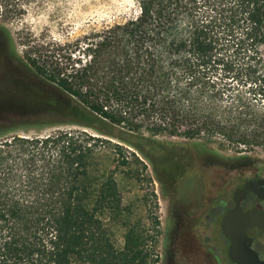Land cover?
Here are the masks:
<instances>
[{"label":"trees","instance_id":"obj_1","mask_svg":"<svg viewBox=\"0 0 264 264\" xmlns=\"http://www.w3.org/2000/svg\"><path fill=\"white\" fill-rule=\"evenodd\" d=\"M136 1L138 14L125 22L24 52L27 72L60 94L57 124L123 142L113 130L153 143L144 133L204 134L237 154L264 151V0ZM1 3L7 15L20 14L14 0ZM219 71L235 74L247 97L217 83ZM193 95L224 97L230 115L197 107ZM83 128L0 139V264H147L154 254L134 229L124 259L96 234L101 216L122 211L114 174L126 161L120 145ZM110 147L113 170L97 157Z\"/></svg>","mask_w":264,"mask_h":264},{"label":"rangeland","instance_id":"obj_2","mask_svg":"<svg viewBox=\"0 0 264 264\" xmlns=\"http://www.w3.org/2000/svg\"><path fill=\"white\" fill-rule=\"evenodd\" d=\"M14 2L19 4L20 14L7 15L0 0V139L13 135H42L57 128L82 129L71 124H57L60 116L55 113L54 107L60 94L48 87L41 78L27 72L23 64L24 52L34 42L73 40L92 29L125 22L138 14L137 1ZM260 53L264 64V46ZM232 77H236L235 74L225 76L219 71V75L213 78L219 84H233L234 93L247 97L244 88L240 87L239 78L232 81ZM193 100L197 107L211 108L220 117L230 115L227 114V99L224 97L219 102H211L209 97L193 95ZM65 121L68 120L62 123ZM83 130L123 148L126 165L114 174L122 198V211L115 216H101V225L96 227V234L102 239L109 238L112 250L120 259L130 253L125 234L134 229V235L141 237L144 250L150 252L154 249L147 264H168L170 238L174 230L171 206L175 195L185 203L208 206V189H215L221 183L226 187V181L235 173L226 164H206V157L209 162L213 158L224 163L234 162L236 158L256 162L245 166V172L255 167H264V151L260 147H241L245 152L237 154L231 145L219 137L209 138L200 134L186 138L144 133L145 138L155 141L153 143L138 140L126 131L121 134L113 130L112 133L124 139L123 142L115 137L100 135L92 129ZM114 152L110 147L98 154L101 167L115 169L118 156ZM154 218L158 220V226L154 224ZM195 229L190 221L184 220L176 231L181 235L193 233Z\"/></svg>","mask_w":264,"mask_h":264},{"label":"flooded vegetation","instance_id":"obj_3","mask_svg":"<svg viewBox=\"0 0 264 264\" xmlns=\"http://www.w3.org/2000/svg\"><path fill=\"white\" fill-rule=\"evenodd\" d=\"M213 159L209 162L206 157L205 163L220 166L226 164L235 173L226 181V187L221 183L215 189H208V206L185 203L175 195L171 206L174 230L170 238L168 264H239L229 253L230 241L221 226L225 214L234 209L237 202L243 213L254 211L264 216V167H255L245 172V166L256 162L246 158H236L229 163ZM184 220L190 221L196 229L193 233L178 235L176 230ZM246 237L245 244H249L257 258L263 261L264 228H248ZM236 258L243 260L240 255Z\"/></svg>","mask_w":264,"mask_h":264},{"label":"water","instance_id":"obj_4","mask_svg":"<svg viewBox=\"0 0 264 264\" xmlns=\"http://www.w3.org/2000/svg\"><path fill=\"white\" fill-rule=\"evenodd\" d=\"M221 226L230 241L229 253L233 260L239 264H264V260L260 261L257 258L249 244H245L246 230L253 227L263 229L264 216L254 211L243 213L236 202L235 208L225 214ZM238 255L244 261L238 260L236 258Z\"/></svg>","mask_w":264,"mask_h":264}]
</instances>
